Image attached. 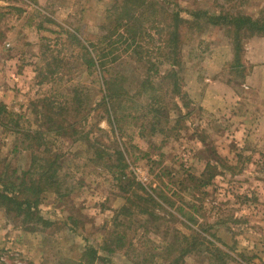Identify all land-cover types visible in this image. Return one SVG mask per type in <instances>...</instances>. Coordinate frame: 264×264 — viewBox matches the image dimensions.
<instances>
[{
  "label": "rangeland",
  "instance_id": "rangeland-1",
  "mask_svg": "<svg viewBox=\"0 0 264 264\" xmlns=\"http://www.w3.org/2000/svg\"><path fill=\"white\" fill-rule=\"evenodd\" d=\"M147 1L143 13L131 11L138 20L128 36L120 30L108 41L107 15L115 0H0V103L21 130L12 133L0 124V171L20 176L34 157L58 159L57 186L41 194L37 207L56 225H21L0 209V264L70 263L85 247L98 250L96 264H166L174 255L166 249L185 242L192 252L182 264H264V39L241 41L236 66L227 30L190 28L197 11L264 22V0ZM161 6L184 23L177 58L183 100L169 96L162 79L170 67L158 49L172 28L162 20ZM70 31L96 42L95 54L119 56L121 72L149 75L163 102L180 108L168 113L171 123L162 122L156 128L161 132L152 134L149 116L135 105L114 144L96 107L104 74L82 67ZM128 88L135 95L138 81ZM74 89L83 90L84 105L94 109L76 133L66 126L76 120L69 112ZM43 99L67 102L57 118L65 121L64 134L48 133ZM136 100L149 104L145 97ZM29 132L42 139L39 148L25 138ZM117 147L123 162L116 161ZM121 169L154 204L126 201L133 189L117 182L114 172Z\"/></svg>",
  "mask_w": 264,
  "mask_h": 264
},
{
  "label": "trees",
  "instance_id": "trees-1",
  "mask_svg": "<svg viewBox=\"0 0 264 264\" xmlns=\"http://www.w3.org/2000/svg\"><path fill=\"white\" fill-rule=\"evenodd\" d=\"M147 2V0H115V5L108 11V26H106L108 33L105 38L111 41L115 36L114 34H118L120 30L126 35L129 34L131 23L138 20L131 11L140 10L143 13L146 10ZM153 4L155 5L154 10L156 12L157 4ZM159 10L163 12L162 20L172 28V31L169 33L170 39H163V41H161L162 47L158 49L159 57L170 67L162 79L163 82H166L169 86V96L175 97V100L176 97L181 96L183 100L184 96L180 93L181 62L177 59L179 56V47L182 45V40L179 39L178 33L179 23L183 21L179 18V14L169 13L163 6H161ZM191 17L193 21H195V23L191 25V29L195 28L201 30V24H205L223 27L230 33L233 43L234 64H236V66L240 65V52L242 50L240 46L241 41L249 37H264V22L261 20H254L243 14H212L206 11H197L192 13ZM196 23L198 25H196ZM181 24L184 25V23ZM68 33L72 38L71 40L76 42L82 51L83 61L81 65L87 73L98 72V74H104V77L101 76L100 78L102 90L99 91L101 97L96 107L102 112V118L105 119L111 132L115 134L114 144L117 143L116 137L120 134V122L128 118L130 111L135 110V105H138V109L144 111L143 118L149 116L148 123L151 124L152 134L161 132V130L156 128L159 127L162 122L166 124L171 123L168 113L171 110L178 112L180 108L176 102L173 103L171 107L163 102L162 97L157 95L158 91L154 89L153 84L149 81V75L144 78L141 77V79L134 76L130 77L129 74L119 70L123 63V60L119 58V56H110L109 53L95 54L96 42L83 39L81 34L80 38H78V33L75 31H70ZM79 39H82L87 45L83 44ZM130 40L132 39H125L127 42ZM151 67L154 66L151 65ZM174 68L178 69L175 70ZM155 74H158V72L155 71ZM134 81H138V89L135 95H132L128 86ZM83 92V90L79 89H74L72 91V103L69 112L72 118H76V120L66 126L69 129H73L74 133H76V129H74L75 126H79L80 123L84 122V118H88L90 113L94 110L88 105H84L86 95L83 97ZM136 97H145L149 100V104L139 105ZM41 103L44 108L47 109L46 118L48 133L53 135L64 134L65 131L62 129V126L65 125V121L63 120L62 124H58L57 118L63 112L66 113L63 104L67 102L65 101L61 105L57 100L51 101L49 99H43ZM128 104L129 107H127ZM35 113L37 116L42 117L40 111L36 110ZM15 117V114L8 112L6 107L0 103V124H2L4 128L12 130V133H19L21 132L19 125L17 122L12 121V118L14 119ZM11 123H13V128L9 127ZM98 130L103 134L105 133L103 130ZM39 137L37 132H29V134L26 133L25 135L27 140L35 142V149L41 146L39 142L42 139ZM114 156H116V161L123 162V156L119 148L116 149ZM36 158L37 157L33 158L34 160L30 164L28 170L21 172L19 174L20 176H16L15 171L11 173L3 172L2 168L0 176L2 175L4 178H8L2 181L0 180V209H3L8 216L20 222L21 225L36 224L49 227L56 225V223L44 220L39 215L37 207L39 206L41 194L57 186L58 179L56 172L58 159L56 156L52 157L49 155L42 157V159L35 160ZM4 170L8 171L5 167ZM114 175L117 177V182L122 183V187L133 189L132 196H129L126 201L129 202L132 199H136L140 204L141 202L145 204H154L153 198L144 193L141 186L137 184L134 179L125 176L123 169H121L119 173L114 172ZM137 192H142L144 195H138ZM137 206L139 207V205ZM143 208L144 210L141 213H147V209L145 207ZM60 223L61 222H57V225H61ZM187 240L188 238L185 236L182 237L183 242ZM183 242H181V244H183ZM189 244V242H185L183 245L178 246L177 249H175V247L166 249L167 255L172 256V254H174L173 257L166 260V264H182L183 258L192 252V249L188 248ZM216 252H220V250H216ZM106 253H112V251L106 250ZM100 261L101 259L97 249L85 247L77 261L67 262L65 264H96Z\"/></svg>",
  "mask_w": 264,
  "mask_h": 264
},
{
  "label": "crops",
  "instance_id": "crops-1",
  "mask_svg": "<svg viewBox=\"0 0 264 264\" xmlns=\"http://www.w3.org/2000/svg\"><path fill=\"white\" fill-rule=\"evenodd\" d=\"M252 39H264V38H258V37H255V38H252ZM255 74V73H254ZM252 77H253V73H252ZM262 87H264V85H262Z\"/></svg>",
  "mask_w": 264,
  "mask_h": 264
}]
</instances>
